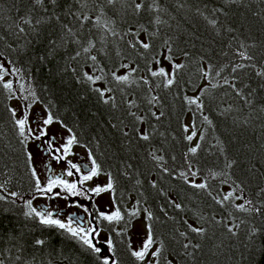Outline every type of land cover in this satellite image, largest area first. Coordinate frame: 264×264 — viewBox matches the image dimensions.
<instances>
[{
    "label": "trees",
    "instance_id": "obj_1",
    "mask_svg": "<svg viewBox=\"0 0 264 264\" xmlns=\"http://www.w3.org/2000/svg\"><path fill=\"white\" fill-rule=\"evenodd\" d=\"M67 2L68 0H57L62 7L50 11H55L62 19L65 18ZM45 3L47 4V0ZM160 3L167 10L159 13L161 20L167 21L162 25L149 24L147 15L120 17L115 16L112 10L105 9L106 16L115 20L113 27L118 31H127L129 25L139 27V24H143L149 31L159 30V37L155 41L157 45L166 35L172 36L175 40L174 50H187L192 59L179 84L171 89H165L159 78H152V91L148 90L149 85L125 86L126 91L131 92L130 98L135 99L138 105V109L134 107L131 111L143 117L142 123L126 115V105L120 110H110L107 106L98 105L94 94L89 93L86 86L77 83L76 74L71 71L73 67L81 74L88 70L91 64L87 59L89 55L103 57L105 53H111L113 60L119 62L115 53L117 49L125 51L123 41L103 29L91 27L85 22V29L79 34L81 38L88 36L90 29L97 48L101 47L99 37L105 36L107 46L103 52L97 53L93 50L90 54L84 53L82 47L87 44L81 39L82 46L71 44L68 49L61 50L70 54H74L73 49L80 50L81 57L76 61H68L67 57L60 60L58 56L56 63L66 65V68L54 72L51 65L37 60L36 53L42 50L46 34L51 33L55 21L37 26L40 31L39 39L32 32L17 37L9 25L13 17L22 15L30 7V0H23V3L21 0H0V35L5 37L0 40V53L21 69L19 77L25 88L34 91L43 103L50 105L56 116L74 128L79 135L80 145H87L79 147L87 151L91 149L103 172H112L117 177L115 196L122 208L130 209L136 200H140L144 207H148L155 216L163 219L159 209L164 198L158 194L157 189L151 187L153 181L158 188L168 192L177 203L183 205V210L174 209L170 205L167 207L173 220H165L163 224L160 220L155 221L158 238L166 237V254L169 251L180 253L177 257L178 264H262L264 216L238 212L231 206L221 208L203 190L188 187L178 173L186 170L188 163H192L193 170L198 172L196 181L207 180L212 186L213 194L217 191L223 194L229 190L231 182L224 184L222 181L227 177L212 178L210 172L221 171L227 160H236L234 168L226 171L237 183L244 182L243 194L253 200L254 204L259 206L264 203V197L258 195L260 188L264 187V111L261 110L264 109V87H261L264 85V78L256 75L257 71L264 70V0H237L230 4H225L224 0H179V3L178 0H160ZM180 3L184 5L183 8L179 6ZM220 8L223 12L213 14V9ZM89 14L94 20L98 13ZM42 15H45L43 9L38 8L34 18ZM213 18L217 19L215 27L208 23ZM77 28L79 24H75L74 31ZM229 28L232 29L231 32L227 31ZM34 39L35 44H29ZM241 43L246 47L240 48ZM240 51L254 55L255 59L251 62L242 60L238 54ZM201 57L217 68L222 65L230 67L232 63L248 65L234 75L239 77L236 83L245 95L250 89L254 90L253 105H245L243 99L236 96L230 88L213 89L209 86L210 90L204 99L208 109H211H206V114L213 120V125L210 127L202 121L195 106H191L192 112H189L190 106L183 100V96L194 95L193 85L204 83L195 71ZM132 58L136 59L134 56ZM107 63L112 66L111 60ZM139 63L142 70L133 74V79L137 80L140 76L147 75L143 70L145 61L140 59ZM251 64H256V67H251ZM228 67L225 68V74ZM156 84L161 86L156 88ZM122 95L116 93L117 104H120ZM152 95L160 97L159 104L152 106L148 103ZM11 104L12 99H8V93L0 87V183L7 182L9 190L17 191L24 199H28L32 194L30 167L33 166L27 160L28 145L20 143L22 138L19 137L13 118L7 111L12 107ZM217 104L221 109L232 106L233 111L227 119L216 110ZM97 107L100 108L99 112L96 111ZM161 111L164 116L160 120L152 116V112L158 114ZM89 113H95V119ZM193 116L199 130L205 135V140L200 142L201 149L196 155L189 154L186 157L188 148L196 141L190 143L184 139L186 133L183 132V125L192 120ZM121 117L127 125L128 137L104 123L105 120L119 123ZM136 129L147 131L150 140H139L135 134ZM150 152L164 157V161L160 163L173 170L171 175L162 172L160 164L152 159ZM129 164L132 165L131 168H127ZM125 171L129 173L127 178L123 176ZM137 180L141 183L137 184ZM24 210L19 199L15 205L0 202V252L5 253L6 264H25L26 261H32V264H67L62 257L68 255H73L81 264H89V261L79 256V252L83 251L79 244L58 230L36 224L22 234L20 227L24 221ZM229 213L232 214L230 218ZM196 214L203 219H197ZM183 220L195 222L197 226L206 229L205 236L190 234L192 243L201 245L192 256L185 254L181 245L187 241L178 236L177 230H186ZM217 220L224 222L216 223ZM229 220L235 223L244 221L235 230L236 235L227 232L225 224ZM28 223L33 224L32 221ZM253 227L261 230L256 237L250 236V229ZM12 236L16 240L10 239ZM37 238L44 239L45 246H34ZM129 243L131 236L117 237V252L124 264H135L127 254L125 246ZM18 247L23 250L18 252ZM188 251L193 250L190 248ZM17 255L21 256L20 261L15 260Z\"/></svg>",
    "mask_w": 264,
    "mask_h": 264
},
{
    "label": "snow or ice",
    "instance_id": "obj_2",
    "mask_svg": "<svg viewBox=\"0 0 264 264\" xmlns=\"http://www.w3.org/2000/svg\"><path fill=\"white\" fill-rule=\"evenodd\" d=\"M236 2L237 0H224L225 4ZM21 3H23V0H21ZM179 6L181 8L184 7L182 3ZM60 7L62 5L58 4L57 0H47V4L45 0H30V7L25 9L22 15L13 17L9 28L14 29L13 34L17 37L32 32L35 34V38L39 39L40 31L37 26L55 21L51 33L46 34L47 38L42 50L36 53L37 60L51 65L54 72L66 68V65L56 63L58 56L60 60H64L67 57L68 61H76L81 57V51L77 49H73L74 54L61 51L62 49H68L71 44L82 46L81 39L87 44V46L82 47L84 53L90 54L93 50L97 53L104 51L107 46L105 36L99 37L101 41L100 48H97L96 42L92 39L93 34L90 29L88 36L80 37L79 34L85 29V22L91 27L105 30L113 37H119L125 47V51L117 49L115 53L119 62L113 60L111 53H105L103 57L89 55L87 59L91 61V64L88 70L83 71L81 74L77 71V68L73 67L71 71L76 74V82L86 86V90L94 94L98 105L107 106L110 110H120L122 106L126 105V115L132 116L141 123L143 122V117L131 111L134 107L138 109L136 100L130 98L131 92L126 91L125 86L136 85L139 87L141 85H149L148 90L152 91V78H159L165 89H171L179 84L189 63L192 62L187 50H174L175 40L172 36L166 35V38H162L160 44L157 45L155 41L159 37V30L149 31L148 28L137 21L139 27L129 25L127 31L121 32L113 27L115 20L107 17L105 13V9L108 8L112 10L115 16L120 17L129 15L141 17L142 15H147L149 24L162 25L167 23V21H162L159 13H164L167 10L161 6L160 0H74V3L73 0H68L67 15L63 19L55 11H50V9ZM38 8L43 9L45 15L34 18V13ZM197 12L203 15V12L199 9H197ZM216 12H223V9H213V14ZM89 13L98 14L95 15L93 20L92 15ZM153 13L157 14L153 16ZM69 17L71 20H68ZM205 19L207 20L208 17H205ZM66 20L68 22H65ZM208 23L215 27L217 19H210ZM75 24H79V28L74 31ZM227 31L231 32L232 29L229 28ZM4 38V35H0V40ZM29 44L34 45L35 39L29 41ZM9 47L12 46L9 45ZM245 47L243 43L240 44V48ZM238 54L244 61L251 62L255 59L254 55L246 51H240ZM133 56L136 59H133ZM140 59L145 61L143 70L146 71L147 75L140 76L137 80L133 79V74L142 70L139 63ZM110 60L112 61V66L107 63ZM197 64L196 74L204 83L202 85H193L192 91L194 95L185 94L183 100L190 106L189 112H192L191 106H195V110L199 113L204 123L210 127L213 125V120L206 114V109L208 111H211V109H208L204 99L210 90L209 86L213 89L217 87L230 88L236 96L243 99L245 105L250 107L253 105L252 96L254 90L250 89L245 95L242 88L238 87L236 83L239 77L234 75L248 65L232 63L230 67L222 65L217 68L216 65L206 61L203 57L200 58V62H197ZM250 66L255 68L256 64H251ZM226 67H228L227 74H225ZM20 72L21 69L15 66L14 61L4 58L3 53H0V87L6 90L10 100L16 98V90L13 80L7 79V77L19 76ZM256 75L264 78V70L257 71ZM229 76H231V79H229ZM218 77L221 79H217ZM213 80H215V83H212ZM160 86V84L155 85L156 88ZM261 87H264V85H261ZM19 92L21 93L20 99L28 101L29 97H31V103L18 104L17 107H10L7 111L13 118L19 137L22 138L20 140L21 144L27 145L29 141L33 144L39 142L37 153L40 163L44 165L43 172L51 174L46 175L42 179L37 168L30 167V179L33 183L32 194L28 199H24L23 195L17 191L9 190L7 182L0 183V202L15 205L19 199L23 203L25 210L22 212L24 221L21 223V233L24 234L29 227L36 224L43 228L58 230L71 241L79 244L83 249V251L79 252V256L89 261V264H124L117 252L116 238L130 237L133 233H136L138 236H142L138 245L133 247L129 243L125 246L128 256L135 264H178L177 257L180 253L178 251H169L166 254V237L158 238L155 221L160 220L161 224H163L165 220H173L174 218L167 211V207L170 205L174 209L183 210V205L177 203L176 199H173L168 192L158 188L157 183L153 181L151 182V187L157 189L158 194L164 198V203L160 205L159 209L163 219L155 216L148 207H144L140 200H136L130 209L122 208L115 196L117 177L112 172H103L91 149L87 151V162L75 163L70 159V157L77 155L74 151L75 146L87 147V145H80L79 135L74 128L56 116L51 111L50 105L43 103L30 88L26 89L24 83H19ZM25 92L28 95H23ZM116 93L123 94L120 104L116 102ZM148 103L155 106L160 103V97L152 95ZM40 104H42V108L37 112L34 106ZM26 109H32L33 111L29 114ZM216 110L219 111L222 117L227 119L233 108L229 105L221 109L220 105L217 104ZM261 110L264 111V109ZM96 111L99 112L100 108L97 107ZM89 115L92 119H95V113H89ZM152 116L160 120L164 116V112L161 111L158 114L152 112ZM104 123L109 128L121 132L124 137L129 136L123 117L119 118V123L108 120H105ZM183 132L186 133L184 139L188 142L196 141L193 146L188 148L185 156L187 157L189 154L196 155L198 150L201 149L200 142L205 140V135L199 130L195 116L189 123L183 125ZM135 134L139 140H150V134L147 131L136 129ZM40 149L44 151L41 152ZM44 152L47 153L46 156ZM149 155L160 164L163 173L172 174V169L160 163L164 161L162 155L158 156L155 152H150ZM36 159L37 156L32 151H28L27 160L34 163ZM172 159L175 160V157ZM236 164V160H227L221 171L210 172L212 178L227 177V179L222 181L224 184L231 182L229 190L223 194L220 191L213 194L212 186L207 180L197 182L195 178L198 172L193 170L192 163H188L186 170L180 171L178 176L191 189L206 192L207 196L217 205H220L221 208L231 206L238 212L255 213L264 216V203L259 206L254 204L253 200L243 194L244 182L240 181L237 183L226 171V169H233ZM53 165H64L62 174H56L57 168ZM131 167V164L127 165V168ZM83 169H87V171L85 172ZM101 175H104L105 179L96 182ZM73 176H77V179L70 181L65 178ZM123 176L127 178L129 173L125 171ZM88 182L93 183L90 186H86ZM136 183L140 184L141 181L137 180ZM36 194H40L41 197H46L48 200H63L65 207L80 210L84 215L72 212L65 213L62 217L60 208L55 210L50 207L38 208L33 203L37 199ZM105 195L108 196V201L104 205L107 209L106 211L101 210L100 202L94 199L99 197L102 200ZM258 195L264 197V187L260 188ZM70 199L71 202L69 203ZM82 200H86L88 203H83ZM237 201L239 202L236 203ZM196 215L197 219H203L199 214ZM231 216L232 214L229 213L228 217L230 218ZM28 221H32L33 224L29 225ZM223 222L222 220L216 221V223ZM182 223L186 230H177L178 236L184 238L187 242L183 243L181 247L187 256H192L194 251L198 250L201 245L199 243L193 244L190 234L205 236L206 229L203 226H197L195 222L189 223L188 220H183ZM243 223L244 221L242 220L239 223L229 220L225 227L228 233L236 235L235 230L239 229ZM138 224L143 226L142 233L137 232ZM101 225L104 226L102 227ZM260 232V229L253 227L250 229V236L256 237ZM10 239L16 240V237L12 236ZM121 242L123 243V241ZM45 244L46 241L44 239L37 238L34 240V246L36 247H42ZM190 248L193 251H188ZM22 250L20 247L17 248L18 252ZM6 259L5 253L0 252V264H6ZM62 259L66 260L67 264H81V261L73 255L63 256ZM15 260L20 261L21 256L17 255ZM25 264H32V261H26Z\"/></svg>",
    "mask_w": 264,
    "mask_h": 264
},
{
    "label": "rangeland",
    "instance_id": "obj_3",
    "mask_svg": "<svg viewBox=\"0 0 264 264\" xmlns=\"http://www.w3.org/2000/svg\"><path fill=\"white\" fill-rule=\"evenodd\" d=\"M7 79H12L13 82H14V87H15V90H16V98H13L12 99V104L11 106L12 107H17L18 104H27V103H31V97H29V100L28 101H24L22 99H20V96H21V93L19 92V83H22L21 79L19 76H10V77H7ZM23 95H28L27 92L23 93ZM35 107V110L37 112H39L42 108V105H36L34 106ZM27 111H29V114H31V112L33 111L32 109H26ZM190 120L187 122L189 123ZM39 142H36V144H33L31 141H29V143L27 144L28 145V150L29 151H32L34 155L37 156V159L35 160V162L33 163L32 162V166L33 167H36L37 170H38V173L41 175V178L44 179L46 175H50L49 173H45L43 172V167L44 165H42L40 163V158H39V155L37 153V144ZM41 151V150H40ZM74 151L78 154H80L82 156V158L85 160V162H87V150L82 148V147H79V146H75L74 147ZM43 152V151H41ZM77 155L76 156H72L70 157V159L73 160V162L76 163V160H77ZM90 165V164H89ZM54 167L56 168H62L64 170V165H53ZM66 179L72 181V180H76L77 179V176H73V177H67ZM105 179V176L101 175L99 178H97V181L96 182H99V181H103ZM93 182H88V185L86 186H90ZM37 195V199L34 200V206H37L38 208H41L42 204L45 203V204H48L50 206V200H48L46 197H41L40 194H36ZM108 201V196L105 195L103 197V199H99V202H100V205H101V210H107L104 205L107 203ZM143 231V226L142 224H138L137 225V232H141L142 233ZM142 239V236H138L136 233H133L131 235V245L133 247L137 246L139 241Z\"/></svg>",
    "mask_w": 264,
    "mask_h": 264
},
{
    "label": "flooded vegetation",
    "instance_id": "obj_4",
    "mask_svg": "<svg viewBox=\"0 0 264 264\" xmlns=\"http://www.w3.org/2000/svg\"><path fill=\"white\" fill-rule=\"evenodd\" d=\"M38 144H37V146H38ZM40 150L41 151H44L43 149H40ZM45 153L46 152H44V154ZM76 158H77L76 163L85 162V160L82 158V156L80 154H78ZM89 167H90V165H89ZM83 171L86 172L87 169H83ZM62 172H63V169L62 168H57V173L56 174H62ZM65 178H67V177H65ZM94 199L99 201L100 198L99 197H96ZM70 202H71V199H70L69 203ZM82 202L83 203H88V201H86V200H82ZM49 203H50V206L48 204L43 203L42 206H41V208L50 207L53 210H55L56 208H60L62 210L61 211V216L62 217L64 216L65 213H72V212H76L78 215H84V213H82L80 210H77L75 208H67V207H65V202L63 200H60V199L50 200Z\"/></svg>",
    "mask_w": 264,
    "mask_h": 264
},
{
    "label": "water",
    "instance_id": "obj_5",
    "mask_svg": "<svg viewBox=\"0 0 264 264\" xmlns=\"http://www.w3.org/2000/svg\"><path fill=\"white\" fill-rule=\"evenodd\" d=\"M47 154L45 153V156H46ZM262 264H264V260H263V263Z\"/></svg>",
    "mask_w": 264,
    "mask_h": 264
}]
</instances>
